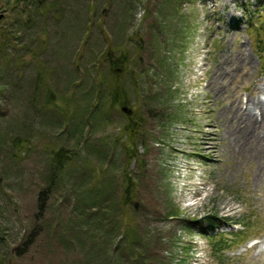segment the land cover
Returning a JSON list of instances; mask_svg holds the SVG:
<instances>
[{
	"label": "rangeland",
	"instance_id": "obj_1",
	"mask_svg": "<svg viewBox=\"0 0 264 264\" xmlns=\"http://www.w3.org/2000/svg\"><path fill=\"white\" fill-rule=\"evenodd\" d=\"M258 15L264 0H0V32L8 35L0 41V152L7 139L25 144L0 159V264L140 262L136 254L119 261L111 250L125 226L117 228L114 180L99 185L113 209L91 218L88 207L92 162L100 171L106 160L114 174L125 162L126 114L109 105L107 62L99 63L107 47L130 62L120 80L142 117L135 145L143 167L130 164L140 264H264V147L244 154L227 141L236 100L264 99V61L248 32L252 20L264 24ZM94 77L101 105L86 117ZM59 148L86 156L84 173L67 164L37 213ZM172 205L180 213L166 218ZM221 232L231 246L220 255L208 236Z\"/></svg>",
	"mask_w": 264,
	"mask_h": 264
},
{
	"label": "trees",
	"instance_id": "obj_2",
	"mask_svg": "<svg viewBox=\"0 0 264 264\" xmlns=\"http://www.w3.org/2000/svg\"><path fill=\"white\" fill-rule=\"evenodd\" d=\"M7 3H9V0H7ZM259 17H262L264 20L263 15H258ZM258 19V18H257ZM256 20H252L253 24L248 25V32L253 38V43H254V48L256 49L257 53L259 54L260 58L262 61H264V24H259ZM8 39V35L5 34L4 32H0V41L3 40V42ZM1 48L0 47V53H1ZM5 55V56H4ZM1 57L2 59L6 58V53ZM17 59V58H15ZM14 59V61H15ZM102 60H105L107 62V72L104 74V76L108 75L107 79V84H106V93L107 97L109 99V105L112 106V108L116 109L118 112L121 110V106L123 105H130L132 103V100L130 99V96L127 92V90L124 88V82L120 80L121 75L127 72L128 70V64L130 63L128 60H125L124 55L121 53V51H116V48L114 49L113 47H107L106 49L103 50V52L100 55L99 63L102 62ZM135 61H137L135 59ZM98 79H101L99 81L103 80V76L98 73L97 74ZM90 83L93 86L92 90H95V95L99 94L100 87L98 85H95L97 83V78H90ZM134 85L135 88L137 87L136 81L134 80ZM84 98L88 97L90 98L91 96H86L83 95ZM93 98V97H92ZM91 98V99H92ZM90 99V100H91ZM99 104L101 105V100H98V96L96 95L94 99H92L90 102L87 103L86 107V117L87 114H89L93 109H95V106ZM165 110L168 109V107L164 106ZM137 110H132V113L130 115H124L126 122L124 126L122 127V132H125L127 134L125 142L122 144L123 150L125 151V162L122 166H120V171L117 173H111L109 169H104L106 160L104 163V166H101V170H95L96 166H93V162L91 166L87 169L88 171V178L89 179V187L87 189H94L96 190L95 195L91 198L90 202L92 205H88L90 209L89 210L90 217L91 218H97L100 214L99 209H113V205H109L111 203L110 198H108V195H101L100 192H104L101 190L99 185L103 183V181H109V183H113V180L115 182V185H117L120 188V192H118V196L115 201H113V204L115 205V208L117 209V214L120 216V222L119 226L117 228L119 229L120 227H123L121 223H125L124 230H123V235L122 237L125 236H130L133 235L131 239L128 240L127 243H124L122 246V237L119 239L117 242H115V245L113 246L112 252H115L118 260L120 261V255H126L130 257V255L136 254V262L139 264L143 263V259L141 257V254H139L136 251V248H138L137 243V238L140 239V237L137 236L135 233L134 229H132L131 224L134 222L133 217L131 216V213H135V209L138 208V199H137V194H138V183L137 179L135 176V169L130 168V164L132 161L137 162V165L141 169L143 167V161L140 162L139 158L141 155L137 154V148H136V138L139 140L141 138V130L142 126L138 125L140 119H142L141 115H138ZM120 113V112H119ZM169 117V114H167ZM174 116V115H173ZM170 121V120H169ZM141 141V140H139ZM6 143L9 147V150L6 152L5 155L0 154V159H2L4 156L11 154L14 155V149L20 153L23 151L25 144L24 140H22L20 137H14L13 139L6 140ZM106 157V156H103ZM86 156H81L80 153H78L77 150L75 152H67L63 148H59L52 154L50 153L49 157V162H48V168L46 172L44 173L45 175V186L44 188L40 189L37 193V202H38V211L37 213H40L44 207L45 203L49 198L50 194H54L55 192V187H56V181L60 178V174L64 171V168L67 164H71L74 166H77L78 168H82L80 171L79 175L82 177L84 173V169L82 165H85ZM99 169V168H98ZM98 192V195H97ZM104 202H107L105 204ZM97 204H100L99 207H97ZM104 205V206H102ZM102 206V208H100ZM176 207V208H175ZM171 210L167 211L165 213V217L168 218L170 217L171 219L173 217L178 216L176 213L177 211V206L172 205ZM85 212V210H84ZM180 213V212H179ZM85 215V213H84ZM89 216V215H87ZM205 220L209 224V227L216 225V220L217 217L215 216H205ZM188 222V221H186ZM234 223H237L239 225L242 224V222L239 221H234ZM241 223V224H240ZM121 224V225H120ZM242 226V225H241ZM208 229V228H202ZM207 231V230H204ZM34 232H31L28 234V239L30 240L31 237L33 236ZM234 235V237H239L240 234L238 232H230ZM226 233H217L208 236L210 239L211 243L213 244V252L222 254L226 249H228L231 246V240L227 238ZM32 241L28 242L27 244L31 245ZM110 246H112V240L110 242ZM127 252V254H126ZM120 254V255H119ZM122 257V256H121ZM123 258V257H122Z\"/></svg>",
	"mask_w": 264,
	"mask_h": 264
},
{
	"label": "bare ground",
	"instance_id": "obj_3",
	"mask_svg": "<svg viewBox=\"0 0 264 264\" xmlns=\"http://www.w3.org/2000/svg\"><path fill=\"white\" fill-rule=\"evenodd\" d=\"M218 77L221 78L219 75ZM259 91L264 93L262 88ZM234 108L229 112L231 115L228 123L230 133L227 135L229 144H240L239 147L242 146L241 149L246 150L244 154L257 146L264 147V99L255 95L250 99L247 98L245 102L236 100ZM255 110H257L256 114ZM247 127L250 134L246 131ZM262 154L264 151L258 152V155Z\"/></svg>",
	"mask_w": 264,
	"mask_h": 264
},
{
	"label": "water",
	"instance_id": "obj_4",
	"mask_svg": "<svg viewBox=\"0 0 264 264\" xmlns=\"http://www.w3.org/2000/svg\"><path fill=\"white\" fill-rule=\"evenodd\" d=\"M121 111L124 112L126 115H130L132 113V109L126 105L121 106Z\"/></svg>",
	"mask_w": 264,
	"mask_h": 264
}]
</instances>
